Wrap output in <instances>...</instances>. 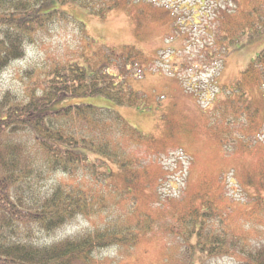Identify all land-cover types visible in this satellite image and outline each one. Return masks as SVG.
Wrapping results in <instances>:
<instances>
[{
    "label": "trees",
    "instance_id": "trees-1",
    "mask_svg": "<svg viewBox=\"0 0 264 264\" xmlns=\"http://www.w3.org/2000/svg\"><path fill=\"white\" fill-rule=\"evenodd\" d=\"M250 1L253 6L239 11L236 20L250 17L242 22L243 26L249 25L257 32L264 26V0ZM69 2L101 16L125 9L138 14L140 22L162 23L169 36L182 33L188 20H201L204 13L199 10L193 15L189 10L188 14L180 0L165 5L158 0H0V80L15 61L25 57L26 48L44 46L56 24L77 23L83 32L81 23L60 9ZM204 2L199 0L202 9L211 6ZM206 21L215 27L216 21ZM241 26L222 22L220 27L212 28L207 36L213 43H221H214L216 48L210 50L226 52L227 42H235L236 36L245 32V27L240 31ZM236 30L238 33L230 38ZM210 50L199 53L195 62L203 66H210L209 60L219 62L218 56H210ZM202 54L205 61L199 58ZM87 55L81 56L86 63L83 65L64 59L60 64L53 62L54 66H27L20 69L26 76L18 85L0 89V264H112L114 259L103 257L106 250L118 247L125 258L130 257L131 249L144 236L167 240L159 264H264V221L258 225L260 229H249L234 218L227 224L216 212L220 206L211 198L207 180L203 181L207 185L203 191L187 195L188 190L182 191L174 199L165 196L163 181L168 171H173L165 164L169 141L178 142L192 133L191 124L168 117L164 133L146 135L116 110L81 101L102 95L150 110L148 96L126 86V74L140 72L130 69L140 59L139 51L130 50L120 57L117 71L107 69L111 63L103 68L85 62L92 56L87 59ZM255 67L243 71L245 79L241 80L247 79L249 71L254 73ZM254 77L258 81L256 89L262 91L264 71ZM251 80L242 84L245 87L241 92L238 87L224 90L222 100L214 98L211 107L207 104L206 110L199 108L204 126L226 154L238 147L248 148L253 134L261 130V126L254 132L249 130L260 108L244 91ZM180 82L188 81L182 78ZM183 154L191 158V154ZM149 163L152 165L146 168ZM261 164L253 171L255 176L251 175L257 179L249 183L248 171L244 182L257 190L253 198L258 197L257 205L264 212ZM154 166H161V170L156 173L151 169ZM148 187L152 190L149 195ZM141 195L148 196L147 201L152 199L149 203L155 202L156 218L136 208ZM80 219L90 222L72 233L54 237ZM197 255L200 259L195 262Z\"/></svg>",
    "mask_w": 264,
    "mask_h": 264
},
{
    "label": "rangeland",
    "instance_id": "rangeland-1",
    "mask_svg": "<svg viewBox=\"0 0 264 264\" xmlns=\"http://www.w3.org/2000/svg\"><path fill=\"white\" fill-rule=\"evenodd\" d=\"M158 1L165 5L168 2L173 3L174 0ZM180 1L183 2L182 7L185 8V12L188 13L191 10V14L196 15L199 10H203L204 13L201 14V20L198 17H195L193 21L187 19L189 25L185 28L186 30L179 34L172 33L170 36L166 33L167 27L162 23L140 22L138 14H131L122 8H117L101 16L75 2L63 4L60 9L80 22L83 32H80L77 23L56 24L50 37L45 40L44 46L26 48L25 57L15 61L6 70L0 80V89L4 86L18 85L19 80L24 75L26 76L20 69L27 66H50L55 61L60 64L64 59L86 64L81 57L85 53L88 54L87 59H89V55H92L91 59L85 60V62L91 64L95 62L103 65V68L107 67L104 66L105 64L111 63L107 69L117 71V62L120 57H124L130 50L139 51L140 59L137 60L136 66L130 69L140 72L136 75L126 74V86L145 93L148 96L146 103H150V110H140L102 95L82 98L81 101L116 110L122 118L146 135L157 136L164 133L168 117H170L169 119L174 118L182 124H191L189 129L192 130V133L179 138L178 142L169 141L170 148L168 149L170 150L167 149L165 164L169 166V170L173 169V171H168V178L163 181L165 196L174 199L175 195L182 191L188 190L185 195L190 192L194 193L195 190L203 191L207 186L203 181L207 180L212 189L208 190L212 195L211 198L214 199L216 205L220 206L216 208V212L225 218L227 224H230V220L233 221L234 218L236 222L239 220L249 229L251 227L260 229L258 225L264 221V212L257 205L258 197L253 198L257 190L245 184L244 176L248 171H251L248 173L250 176H255L253 171H257L261 167V163H264V125L262 122L264 120V89L257 90L256 83L258 81L255 80V77L252 78L254 74L264 71V26L254 32V29L249 28V25L245 27L242 23L249 21L250 17H247L246 20L241 18L236 20L239 11L253 6L250 0H204L207 4H211L210 7L206 6L204 9L201 8L202 4L199 3V0ZM215 9L218 11L215 12ZM222 11L229 15H225ZM219 18L228 26L241 24L240 31H243L244 27L246 28L243 34L236 36V38L239 36L238 40L227 42L225 54L211 51L210 49L216 48V42L218 43L219 40L214 42L215 46L207 36L212 28L215 30V27L221 26L222 22L218 23ZM206 20L216 21L215 27L211 21ZM237 33V30L231 32L229 37H235ZM225 34L226 32H220V35ZM206 49L210 50V56H218V59L221 60L214 63L209 60L210 66H203L195 62L198 54L204 53L203 50ZM203 56L204 54L199 58L205 61ZM258 57L260 58L256 61ZM198 61L201 62L200 59ZM152 62L154 63L150 66L149 63ZM181 66L185 67L182 69ZM249 66L257 67L254 68V73L252 70L249 71L245 76L247 79L242 81L241 78L245 79L242 72ZM177 68L181 69L176 72ZM178 74L183 79L187 78L188 82L182 84L180 82L182 78L177 77ZM247 80H251V85L248 90H244L245 94L255 107H260L257 121L254 119L253 127L251 126L249 130L254 132V128L259 126H261V130L253 134L254 141L250 140L251 144L249 143L248 148L238 147L234 153L226 154L217 145L218 143L209 129L204 126V117L201 116L199 108L202 110V107L205 108L207 104L208 107H211L215 100H222L224 98L222 91L224 90L233 91V88L238 87L241 92L245 87L242 84L247 83ZM192 88L194 90H191ZM158 96H161L159 100ZM158 103L160 104L158 105ZM253 105H251L252 109ZM247 123L251 124V122ZM180 146L182 147L180 148ZM183 153L191 154V158L185 157ZM151 165L152 163H149L146 168ZM160 167L154 166L151 169L158 172L161 170ZM170 174H173V178ZM252 176L248 180L249 183L257 179ZM147 189L149 195L152 190L150 187ZM261 193L264 195V191ZM152 195L154 196L153 193ZM141 196L140 200L137 198L139 203L136 208L140 212L156 218L158 211L153 213L156 208L155 202L149 203L152 199L147 201L148 196ZM121 205L124 206L123 203ZM89 222V220L80 219L70 226L64 227V230L58 231L54 237L72 233ZM166 243L167 240L161 237L156 240L144 236L131 249L130 257L125 258L124 252L118 247L106 250L103 257L111 258V261L114 259L112 264H159L164 256ZM199 259V255H197L195 262H198Z\"/></svg>",
    "mask_w": 264,
    "mask_h": 264
}]
</instances>
